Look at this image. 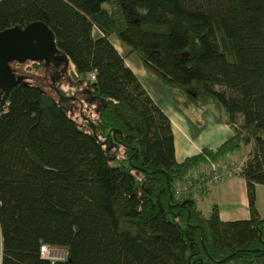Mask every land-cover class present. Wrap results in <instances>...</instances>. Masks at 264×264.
Segmentation results:
<instances>
[{
    "label": "trees",
    "instance_id": "1",
    "mask_svg": "<svg viewBox=\"0 0 264 264\" xmlns=\"http://www.w3.org/2000/svg\"><path fill=\"white\" fill-rule=\"evenodd\" d=\"M35 22L69 60L58 88H80L96 119L81 110L80 125L76 98L14 68L54 66L11 65L23 81L0 91V264H264V0L0 1V32ZM113 36L184 109L213 106L234 135L179 163L170 118ZM249 147L236 177L250 220L224 222L217 204L205 216L193 196L175 195V183ZM44 246L66 260L42 258Z\"/></svg>",
    "mask_w": 264,
    "mask_h": 264
},
{
    "label": "crops",
    "instance_id": "2",
    "mask_svg": "<svg viewBox=\"0 0 264 264\" xmlns=\"http://www.w3.org/2000/svg\"><path fill=\"white\" fill-rule=\"evenodd\" d=\"M111 40L116 49L125 57L127 66L137 75L153 100L170 118L175 140V155L179 163L200 154L205 148L218 149L234 135L232 125L226 124L220 119H213L206 112H201L203 115L201 121H194L190 118L194 117L199 110L184 109L181 103L176 102L170 96L171 90L169 92L165 90L162 86L165 84L154 73L148 71L137 56L135 58L133 55H129L128 47L118 40ZM238 155L236 154L234 158ZM256 195L258 211L261 218L264 219V186L256 187ZM192 198L195 199L196 205L201 211L202 203L209 202L208 214L212 205L217 204L220 219L224 222L250 220L251 218L247 184L244 178H231ZM202 213L208 216L203 211Z\"/></svg>",
    "mask_w": 264,
    "mask_h": 264
},
{
    "label": "water",
    "instance_id": "3",
    "mask_svg": "<svg viewBox=\"0 0 264 264\" xmlns=\"http://www.w3.org/2000/svg\"><path fill=\"white\" fill-rule=\"evenodd\" d=\"M15 62H44L46 66L54 64L57 68L64 64L62 74L69 68V60L59 55L53 34L41 22L0 32V91L6 96L23 81L11 67ZM52 81L56 87L55 78Z\"/></svg>",
    "mask_w": 264,
    "mask_h": 264
},
{
    "label": "rangeland",
    "instance_id": "4",
    "mask_svg": "<svg viewBox=\"0 0 264 264\" xmlns=\"http://www.w3.org/2000/svg\"><path fill=\"white\" fill-rule=\"evenodd\" d=\"M112 39L116 40V41L118 40L115 36H113ZM133 56L135 57L137 55L134 54ZM27 66H30V65L29 64L28 65H23L21 67L14 66V68L16 69V71L18 72L19 75H24L25 76V78L27 80V83H29L31 85L38 86V87L42 88L46 93H49V94L55 96V90H53L54 84H53V81H52V78L54 76H52L51 70H48L47 68H43L41 66L39 70L28 71V69L26 68ZM14 68L12 67V69H14ZM55 82H56V85L58 83L57 90H61L63 93H65L66 97L76 98V101H77L78 104L76 103L77 105H75L74 109L72 110V116L74 118H76V120L81 125V120H78L79 117H80V113L79 112L82 110L83 113L86 116H88V117H91V113H92V111L90 113H88V111L87 112L84 111V110H86L87 107H86V105H82L84 103V100L82 99V95L80 94L81 93V89L80 88H76L75 90H69L70 87H68L67 85H63V87H62L63 89H59L58 87H60L59 83L61 82V79L55 78ZM162 86H163V88L165 90H168V92L170 91V89L167 86H165V85H162ZM55 89H56V87H55ZM169 94H170V96H172L173 100H175L176 102L180 103V101L172 95L171 91H170ZM92 109L95 110L94 107ZM201 112H206V113H208V116H212L213 119L219 120L217 112L215 111L213 106H210V107H208V108H206L205 110H202V111H200V110L197 111V113H195V116L194 117H190V118H192L194 121L203 120V115H202ZM91 118H95V117H91ZM249 151H250V147L246 148L242 153H239V155L237 157L234 158L235 155L233 157H231L229 162L236 163V162H240V161H243V160H247ZM214 163H216V162H214ZM115 164L118 165V163H115ZM217 164H218V162H217ZM200 207H201L202 211L206 215H208L209 202L205 201L204 203H202V205ZM55 249L59 251V256L60 257L65 256L66 251L64 249H62V248H55Z\"/></svg>",
    "mask_w": 264,
    "mask_h": 264
},
{
    "label": "built area",
    "instance_id": "5",
    "mask_svg": "<svg viewBox=\"0 0 264 264\" xmlns=\"http://www.w3.org/2000/svg\"><path fill=\"white\" fill-rule=\"evenodd\" d=\"M2 1V0H0ZM90 81H96V75L90 74ZM245 161L240 162H228V163H214L209 161L210 168L203 169L200 172V176L189 179L181 183L174 184V193L179 198H187L190 196H196L201 194L203 191L212 188L215 185L221 184L231 178L236 177L244 166ZM42 258L50 260L51 262L65 261V256L60 257L59 251L50 246H44L41 250Z\"/></svg>",
    "mask_w": 264,
    "mask_h": 264
},
{
    "label": "flooded vegetation",
    "instance_id": "6",
    "mask_svg": "<svg viewBox=\"0 0 264 264\" xmlns=\"http://www.w3.org/2000/svg\"><path fill=\"white\" fill-rule=\"evenodd\" d=\"M57 64H58V63H57ZM52 66H54V64H52ZM54 68H55V70H56V69H57V70H56V72H53V71H52V72H53L52 76H54L53 78H58V79H60V78H59V76H60V74H59L60 72H59V71H60L61 66H59L58 68H57L56 66H54Z\"/></svg>",
    "mask_w": 264,
    "mask_h": 264
}]
</instances>
